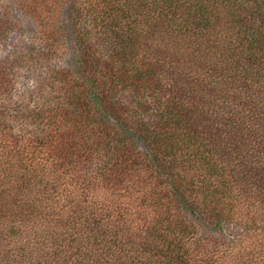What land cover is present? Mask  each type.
I'll return each instance as SVG.
<instances>
[{
	"label": "trees",
	"instance_id": "1",
	"mask_svg": "<svg viewBox=\"0 0 264 264\" xmlns=\"http://www.w3.org/2000/svg\"><path fill=\"white\" fill-rule=\"evenodd\" d=\"M68 5L0 56V264H264V0Z\"/></svg>",
	"mask_w": 264,
	"mask_h": 264
},
{
	"label": "rangeland",
	"instance_id": "2",
	"mask_svg": "<svg viewBox=\"0 0 264 264\" xmlns=\"http://www.w3.org/2000/svg\"><path fill=\"white\" fill-rule=\"evenodd\" d=\"M33 0H0V3H3L5 8L7 7L8 16L13 18L14 26L10 28V30L7 32L8 37L4 39V47L0 45V48L2 49L0 51V56H7V50L11 48L12 45H15L25 51H30V48L34 44V47L41 46L42 40L40 39V33L39 30L43 29L44 24L49 23V25L45 26V31L51 30L53 27H57V24L61 21V18L64 20V23L68 20V15L66 14L67 7L69 6V0H62V1H53L45 0L44 4H40V7L44 10L40 12L42 18H40L33 13L28 12V8L32 6ZM67 2L68 6H65ZM27 4H30L29 7H27ZM47 5V6H45ZM1 8V5H0ZM51 18V19H50ZM45 19H48V21L44 22ZM43 21V22H40ZM51 22V23H50ZM69 43L68 41H64ZM60 44L57 41V46H53V50L55 53L51 56L52 64L54 66H65L68 65V63L77 57L78 53L74 55V53L69 51V48L66 47L65 43ZM72 42V40H71ZM66 48L65 49L63 48ZM32 54V53H30ZM15 86L13 89L14 95H16L19 91L23 90L25 86H30L31 88V82L32 80L25 78L24 73L26 69L22 67L21 64L15 65ZM42 76L43 74L40 72L39 74ZM25 81L28 82V84L25 83ZM34 84V83H33Z\"/></svg>",
	"mask_w": 264,
	"mask_h": 264
}]
</instances>
